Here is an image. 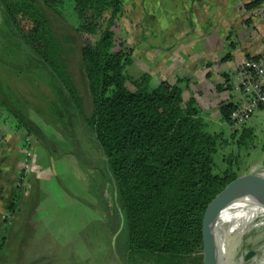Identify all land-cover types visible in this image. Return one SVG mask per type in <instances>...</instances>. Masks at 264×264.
<instances>
[{"label":"trees","instance_id":"1","mask_svg":"<svg viewBox=\"0 0 264 264\" xmlns=\"http://www.w3.org/2000/svg\"><path fill=\"white\" fill-rule=\"evenodd\" d=\"M264 0L246 5L256 8ZM126 0H0L4 22L28 61L47 71L56 84L66 111L72 112L81 132L102 152L114 198L117 224L122 210L127 234L128 261L153 264H206L212 241H219L227 215L219 200L236 183L243 169L240 155L224 156L226 169L217 172L216 157L223 147L249 149L255 132L233 128L235 104H222L221 120L234 130L210 132L194 98L185 100L186 80L152 85L151 75L128 74L133 52L117 49L115 27ZM71 4L81 39L70 41L83 84L77 81L68 51L55 30ZM129 84L134 88L131 89ZM0 111L13 126L30 135L33 128L20 113L15 97L0 87ZM0 112V127L3 124ZM4 117V116H3ZM117 191V200L115 192ZM100 200L103 201L102 197ZM21 193L7 203L16 214ZM119 208H118V206ZM0 254L7 236L0 240Z\"/></svg>","mask_w":264,"mask_h":264},{"label":"rangeland","instance_id":"2","mask_svg":"<svg viewBox=\"0 0 264 264\" xmlns=\"http://www.w3.org/2000/svg\"><path fill=\"white\" fill-rule=\"evenodd\" d=\"M63 12L64 17L55 20V30L68 51L77 81L83 84L77 56L69 47L70 41L74 45L81 42L73 29L78 21L71 4ZM115 32L117 49L133 52L130 76L140 78L147 73L154 87L162 80L174 84L186 78V0H126ZM166 54L170 61H165V68L160 56ZM30 65L6 27L0 8V87L15 97L20 113L34 130L30 135L19 131L22 129L13 126V119L0 111L4 114L0 138L14 131V141L6 150L9 160L0 164V240L7 236L0 264H153L128 261L124 230L115 252V233L110 228L117 221L111 224L109 220V215H115V204L112 185L103 174V154L81 132L74 114L66 111L47 71L35 63L29 69ZM184 97L186 100V92ZM210 123V132H223L226 139L231 138L234 129L229 124ZM253 124V145L241 150L235 143L223 147L216 157L217 172L226 169L223 158L231 152L241 157L239 180L264 167V114L256 115ZM27 138L37 161L21 179L26 157L19 154L15 143L23 148ZM0 152H5L3 145ZM17 190L21 201L11 216L7 203ZM247 198L234 201L223 212L231 218ZM256 209L232 238L226 264H264V225L243 232ZM249 252L256 255L246 262Z\"/></svg>","mask_w":264,"mask_h":264},{"label":"crops","instance_id":"3","mask_svg":"<svg viewBox=\"0 0 264 264\" xmlns=\"http://www.w3.org/2000/svg\"><path fill=\"white\" fill-rule=\"evenodd\" d=\"M253 1L186 0V78L179 79L186 80V101H197L210 129L212 120L218 126L224 124L220 113L223 103L237 105L243 99L233 91L232 83L244 60L264 52V2L246 9ZM168 55L160 59L170 61ZM163 66L167 67L166 62ZM253 118L247 126L255 130ZM12 132L2 138L0 146L5 152H0V164L9 160L6 150L14 141ZM15 146L23 154V148ZM22 161L20 158L19 164Z\"/></svg>","mask_w":264,"mask_h":264},{"label":"built area","instance_id":"4","mask_svg":"<svg viewBox=\"0 0 264 264\" xmlns=\"http://www.w3.org/2000/svg\"><path fill=\"white\" fill-rule=\"evenodd\" d=\"M232 89L243 97L231 115L233 128L241 130L249 124L255 115L264 114V52L244 60L235 75ZM19 131L24 133L23 130ZM1 142L2 138H0V144ZM32 150L29 138H27L23 146V153L25 154L23 155L26 157V161L21 170V179L37 161L36 154H33ZM10 215L14 216L13 214Z\"/></svg>","mask_w":264,"mask_h":264},{"label":"water","instance_id":"5","mask_svg":"<svg viewBox=\"0 0 264 264\" xmlns=\"http://www.w3.org/2000/svg\"><path fill=\"white\" fill-rule=\"evenodd\" d=\"M117 191L115 192V197L117 200ZM245 197H252L256 201H261L264 199V167L258 169L255 173L244 176V178L236 181L232 185L223 197L219 200V211H224L229 205L238 199ZM264 201V200H263ZM118 206V205H117ZM119 208V206H118ZM121 214V223L120 228L113 237V247L116 252V242L118 236L122 233L125 227V219L122 213V210L119 208ZM256 255L255 252H249L245 258V261L248 262ZM207 263L206 264H226V261L223 260L221 255V249L218 241L215 239L212 241L209 250L207 251Z\"/></svg>","mask_w":264,"mask_h":264},{"label":"bare ground","instance_id":"6","mask_svg":"<svg viewBox=\"0 0 264 264\" xmlns=\"http://www.w3.org/2000/svg\"><path fill=\"white\" fill-rule=\"evenodd\" d=\"M263 200L256 201L252 197H248L241 204V206L237 209L234 215L231 218L227 219V223L218 241L220 249H221V255L224 261H226L227 255H229L230 257V253H231V251L229 252L231 248L230 243L232 241V238L236 234L238 228L240 227L242 222L245 221L246 218L251 214V212L254 209H256L260 204L261 205L256 209V211L253 213V215L248 220L246 224V228L244 229L243 232H246L248 228H250V226L260 227L264 225L262 223V220H264V203H263L264 201ZM260 217H262L261 221L256 222V220H258Z\"/></svg>","mask_w":264,"mask_h":264}]
</instances>
